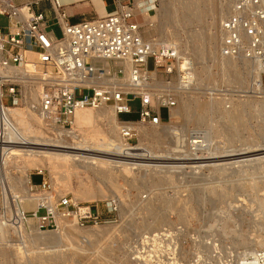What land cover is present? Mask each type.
<instances>
[{"label": "rangeland", "instance_id": "1", "mask_svg": "<svg viewBox=\"0 0 264 264\" xmlns=\"http://www.w3.org/2000/svg\"><path fill=\"white\" fill-rule=\"evenodd\" d=\"M135 1L131 0L133 6ZM154 1L155 6H150L151 0H142V10L134 8L142 36L161 41L158 44H175L195 67L194 86L178 95V106L172 109L177 111L175 116L146 127L158 131V137L143 138L140 145V134L132 140L141 165L131 166L129 173L101 178L95 170L71 164L54 169L47 162L46 176L62 180L70 171V189L64 188L74 195L82 183H91L87 176L92 179L98 196L79 201L92 204L102 221L96 226L72 224L73 231L65 236L58 235V229L37 232L33 221L21 232L9 230L0 239V264H242L252 251H264V156L260 155L264 151V73L261 80L262 73L251 61L221 55V23L232 13L233 0ZM99 4L104 6L103 1ZM83 15L97 13L83 5L70 21ZM51 24L60 36L55 17ZM172 78L177 83L178 72ZM137 105L138 101L131 106ZM104 108L110 116L113 109ZM121 118L137 119V115ZM108 127L105 120L85 132L77 126L73 131L79 139L102 137L109 135ZM174 133L179 134V142ZM191 136L206 137L209 148L198 155L189 153L186 145ZM63 138L74 143L68 135ZM243 155L257 159L247 161ZM197 156L204 158L197 165L211 166L185 167L194 166ZM11 171L21 175L16 168ZM35 171L30 169L28 175L38 183L41 178ZM13 187L23 189L18 179ZM112 200L116 201L113 208Z\"/></svg>", "mask_w": 264, "mask_h": 264}, {"label": "built area", "instance_id": "2", "mask_svg": "<svg viewBox=\"0 0 264 264\" xmlns=\"http://www.w3.org/2000/svg\"><path fill=\"white\" fill-rule=\"evenodd\" d=\"M114 2L117 11L70 22L60 0H0L1 139L7 137V128H1V123L8 120L5 113L11 105L35 110L53 138L75 133L78 110L110 106L121 122L119 134L127 147H132L141 128L171 119L178 95L195 84L193 64L189 60L180 65L175 44L155 45L142 36L131 0ZM53 17L60 36L51 28ZM221 34V54L256 64L263 80L262 0H236L232 13L222 20ZM28 64L33 65L32 73L27 72ZM177 72L175 83L172 75ZM79 90L84 94L78 95ZM136 101L138 105L133 108ZM125 114H136L137 119H122ZM53 129L63 132L55 135ZM46 172L36 169L34 174L41 178L38 183L29 176L30 197L36 206L27 209L0 172V223L5 230L21 232L31 221L39 231L58 229L62 221L82 227L101 223L92 204L63 193ZM109 203L112 208L116 205L114 200ZM2 232L0 229V236ZM257 257L259 261L251 263L254 256L250 253L242 264H264V251H258Z\"/></svg>", "mask_w": 264, "mask_h": 264}, {"label": "bare ground", "instance_id": "3", "mask_svg": "<svg viewBox=\"0 0 264 264\" xmlns=\"http://www.w3.org/2000/svg\"><path fill=\"white\" fill-rule=\"evenodd\" d=\"M102 1L104 4V6H103L104 13L106 15L111 13V12L117 11L115 8H114V10L110 11V9H108V2L109 1L108 2H105L104 0H102ZM235 1L236 0H233V3H235ZM60 2L62 5L64 3H66L67 8L71 7L69 5V4H71L70 3L71 0H60ZM141 2H142V0H136L135 5L133 6V10L136 7V9L137 10L139 9V11H140V9L142 8ZM262 3L264 4V0H262ZM150 6H155L154 0H151ZM118 8H119V6L117 3V9ZM165 13H167V12H165ZM66 15H67V13H66ZM165 15H167V14H165ZM62 21H64V20L62 19ZM150 26H153L152 22L150 23ZM148 41L153 42L155 45H157L158 43L161 42V41H158L157 39H154V40L148 39ZM179 54L181 55L180 52H179ZM31 57H35V56L33 54H31ZM181 60L182 61L180 62V65L184 66V65L188 64L190 59L187 56L181 55ZM26 68H27L28 73H32L34 70L32 64H28L26 66ZM193 72H194V78H195V82H196L195 67H193ZM30 90L32 91L31 94L34 95L35 90H33V88H30ZM104 107H107V106H102V108H97V110L94 108H83V109L78 110L75 114V125L74 126L75 127L77 126V129L79 131L85 132L87 129H92L94 127L95 123H98V121L107 120V122L109 124V127H108L109 135L103 134L102 137H98L96 135L95 137H92V138H81V139H79L78 134H75V133L69 134L68 133L70 135V137H72L74 139V143L71 144L69 142H66L64 138H61V137L53 138L52 136H50L49 134L44 132L42 130V128L44 130H45V128H44V124H43L40 116L38 115V113L35 110L31 109L29 106H21V105L8 106V108L6 109V113H5L8 120H6L5 123H3L4 125L1 123V128H3V129L7 128V131H6L7 137H6V139L0 138V152H3V162L0 163V172L2 174L4 181L6 183H8V185L11 187V189L14 191V193L16 195H18L20 197V199L22 200L21 205L23 206V208H25V209L35 208V206H36L35 202H33L31 200V197H30V192H29V188H28V180H29L28 171L32 168H36V169L46 168V169H48L46 167L47 162L50 163L54 169L58 168L60 166L64 167V166L71 164V165L76 166V167H81L85 170H95L98 172V174L101 178H107L108 176H115L116 177V175H118V174L120 175L121 172H123V171H125L126 173H129L131 166H135V165L140 164L137 162V160H141V158H139V156L137 155L139 152H135V151H138L137 147H133V146L127 147L124 144V142H123V140L119 134V127H120L121 122H120L117 114L115 113L114 109L111 107L113 109L112 110L113 112L109 116V114H107V111L105 110ZM108 107H110V106H108ZM176 113H177V111L173 110L171 112V115L175 116ZM234 113L236 114V112H234ZM236 115H233V117ZM198 116H199V114H198ZM143 128L144 129L141 128L139 130V134H140L139 138H138V141L140 142L139 145L141 144L143 138L150 137V136L153 137L154 135L156 137H158V135H160L159 132L154 130L153 128L152 129H148L146 127H143ZM59 131L63 132L62 130H59ZM94 131H97V130L94 129ZM174 134L176 135L178 142H179V139H180L178 136L179 134H177V133H174ZM190 139H191L190 144L186 145L187 151H189V153H191L190 150H192V151H194L193 152L194 154L198 155L199 151H203V150H206L209 148V143H207L208 140L204 136H191ZM2 142H19L20 145L5 144ZM262 154H264V151H262L260 153L261 156H264ZM147 156L145 158H147ZM257 156L261 157L259 155H257ZM207 157H210V156H207ZM149 158H152V157L149 156ZM243 158H246L245 160L248 161V160L252 159V156L251 157H249V156L245 157L244 156ZM253 159H257V157L253 158ZM215 160H216V158L213 161H215ZM236 160L237 159H234L235 162H238L240 159L238 161H236ZM150 161H151V159H150ZM152 161H154V160H152ZM200 161L204 162V158H203V160H201L198 157L197 161H194V166L192 164V166H185V167H190V168H192L191 170H196L197 168L202 169V167L205 168L206 166L210 165V164H205V163L204 164L200 163L197 165L195 163V162L199 163ZM180 163H181V161H180ZM178 166H183V165H178ZM13 168H16L17 171H20L21 175H17L15 173H13L11 171ZM69 172L65 173L66 175H64L62 177V180L59 179L60 178L59 176L58 177H51L52 182L63 193H71L72 192V191L70 192L69 190L66 189V188L70 189ZM67 176H68L67 181L62 182L64 177L66 179ZM17 179L21 183V185L23 186L22 190H18V189L15 190V187H13V182H14V180H17ZM87 179L89 180V183L91 182L90 184L82 183L81 186L75 191V195L73 193H71L74 196V198L78 201H79V199L80 200L81 199H91V198H95L98 196L93 191L92 179L89 176H87ZM64 187H66V188H64ZM108 198H109V196H108ZM72 224L76 225L75 223H72L69 221L60 222V225L58 227V230H60V231L57 232V234L58 235L60 234L61 236H65L67 234L66 231H68V230H69V232H71V230L73 231V228H71ZM3 227H4V225L2 223H0V229L3 230V232L1 233V236H0L1 240L3 238L4 239L6 238V234L8 232ZM53 231H55V230H53ZM37 232H40L42 234H45L46 232L51 233V231H37ZM54 233H56V232H54ZM170 233L171 232L168 231V233L163 232L162 234H170ZM158 235H160V233ZM258 251L259 250L251 252V254L254 256V261H252L251 263H255V262L259 261V258L257 257Z\"/></svg>", "mask_w": 264, "mask_h": 264}, {"label": "crops", "instance_id": "4", "mask_svg": "<svg viewBox=\"0 0 264 264\" xmlns=\"http://www.w3.org/2000/svg\"><path fill=\"white\" fill-rule=\"evenodd\" d=\"M74 1V2H73ZM99 1L102 3L101 0H71V4H69L71 7L70 8H67V4L64 3L63 6H64V11L65 13H67V16H68V20L70 21V18L73 17V13L77 10V8H80L81 6L83 5H89L91 6L97 13V15H94V16H87V15H83L81 16L82 19L80 20H76V21H70V22H78V21H81L83 19H89V18H93V17H96V16H103L105 13L102 11V8H103V5H100L99 4ZM105 2H108V9H110V11H112L114 8H115V2L114 0H104ZM45 6H48L45 5ZM50 11V10H49ZM51 13V12H50ZM99 13H102V15H100ZM104 13V14H103Z\"/></svg>", "mask_w": 264, "mask_h": 264}]
</instances>
